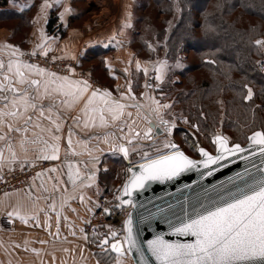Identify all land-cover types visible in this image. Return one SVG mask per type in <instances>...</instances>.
I'll return each instance as SVG.
<instances>
[{
	"label": "snow or ice",
	"instance_id": "obj_1",
	"mask_svg": "<svg viewBox=\"0 0 264 264\" xmlns=\"http://www.w3.org/2000/svg\"><path fill=\"white\" fill-rule=\"evenodd\" d=\"M45 7H51L48 0H44L41 5V11ZM68 11V9H65ZM41 38L44 39V33L41 31ZM115 37H113L114 39ZM255 45L264 48V39H256ZM5 47L12 49V56H16L19 49L13 48L11 45ZM37 47H43V44ZM151 47V45H149ZM47 54V50L44 51ZM22 55V54H21ZM35 55V53H32ZM75 58V57H73ZM214 62V61H210ZM137 69L140 68L137 61ZM22 69H27L28 73ZM163 65L156 69L157 80L162 79ZM0 71L4 72L3 80L0 81V101L3 102V107H0V141L4 142V148L0 149V173L5 167L11 172L13 165L20 161L19 166L23 170L27 163L29 166H34V161H54L60 158V144L58 141L62 139L61 133L63 127V116L58 110L57 99L59 100V108L65 110H75L81 104L84 105L82 112L89 115L92 121V126H95L96 115L99 113V126L108 127L110 123L115 124L124 115L126 107H142V105H126L112 97L110 91H101L99 88H93L87 79L79 80L72 79L69 76H59L56 73H47L52 77L50 80L41 82L39 79L30 78V74L44 76L45 70L36 65L23 63L19 60H9L5 64L0 60ZM72 75H75L74 69H69ZM126 71V70H125ZM147 73V69H145ZM247 94L244 100H252L253 91L248 85ZM43 89V91H42ZM129 91L131 89L129 88ZM97 96L103 101V107H90L95 104ZM44 99L52 100V103L44 105L38 103ZM135 99V97H133ZM156 105L155 111L159 117L160 108H170L171 105H161L159 101H153ZM55 112V115L53 113ZM109 114V118L105 113ZM129 117L132 113L127 114ZM71 119L79 123L80 117L73 116ZM160 124L165 126V131L171 133V128L168 127L169 121L159 117ZM47 121V124L44 123ZM134 122V121H133ZM85 127H89L87 122ZM119 131L123 133L119 137L115 133H108L104 137V142L108 143V137L112 136L115 139L123 141L119 145H112L113 151H119L125 159L129 157V151L135 152L137 145L134 140L141 138V133L135 131L131 125L125 128L121 126ZM153 128L150 126L143 134V139L151 140ZM14 134L19 136V148L23 152L21 159L14 147ZM251 145L259 146L261 154H264V131H253L248 137ZM72 129L68 130V148H72ZM217 145L218 155L212 156L203 148H199V153L205 159L196 161L190 159L180 151L178 146L171 141L164 144L165 149H169L167 153H161L160 149H156L157 155L153 158L149 152L145 151L141 154V159L145 162L140 164L139 170L134 167H128L127 173L130 175L125 181L122 193L125 196H131L135 189L143 188L148 181H164L178 176L181 172L190 168L196 167L197 163H202L205 167L210 164H215L219 160L224 159L227 155L245 151L239 143L229 147V139L226 136L217 135L214 139ZM31 148H35L36 154L32 159H29ZM7 150V157L5 156ZM73 154H76L73 152ZM93 169L99 163L98 157H92ZM131 164V161H129ZM68 172V181H70L75 189L77 181L84 187H90L95 180V170H89L82 178L79 169L76 172ZM87 167V165H85ZM49 172H57L59 169L52 167L47 169ZM37 176L42 173H37ZM0 175V179H3ZM54 179L53 192L60 191L59 184L64 181L59 178ZM85 180L88 183H85ZM40 187H43L41 185ZM47 191V189H44ZM67 191V189H64ZM31 195V193H29ZM75 197H65L62 200L61 207L67 203L69 199ZM40 199L36 197V201ZM81 203L84 202V196L79 197ZM116 199L120 200V204H130L131 200H122L119 196ZM36 201H33L35 207ZM99 207V205H96ZM53 212L57 213V236L59 232V212H57L55 203L50 205ZM22 205L17 204L12 211H8V217H17L23 223L28 224L27 215L22 214ZM74 211V210H73ZM91 211V209H89ZM108 212V208L103 209ZM36 221V226H39V217L33 215ZM67 219V217H65ZM50 227V225H49ZM172 234L184 237H191V240L186 242L165 240L162 235H157L153 239L147 241V250L151 253L157 264H264V176L260 178H251V182H245L243 187H237L235 191L228 190L221 195L217 200L210 205H201L193 215L182 219L178 224H169ZM84 232V229H81ZM124 232L126 233L123 240L116 239L117 232L111 231L110 235L114 242H111L110 248L112 252L117 253L118 257L131 252L135 249L141 254L142 264H147L143 259L142 248L134 236L132 219L129 218L124 222ZM74 234V233H73ZM84 239L88 236L85 233ZM44 243V241H40ZM109 239L105 237L100 240L99 245L104 251H107ZM127 245L125 250L124 245ZM35 251V249L33 250ZM68 251V249H64ZM119 264V260L117 261Z\"/></svg>",
	"mask_w": 264,
	"mask_h": 264
},
{
	"label": "crops",
	"instance_id": "obj_2",
	"mask_svg": "<svg viewBox=\"0 0 264 264\" xmlns=\"http://www.w3.org/2000/svg\"><path fill=\"white\" fill-rule=\"evenodd\" d=\"M49 4L51 5L52 1ZM49 8L47 7L46 11H41V18L44 23ZM59 20L62 24L66 23L64 15ZM2 31L0 30V60L5 64L9 60H19L25 63L22 58L29 50L37 49L41 52L47 50V54L77 60L75 75L73 76L71 73L70 78L72 79L84 80L82 77L77 76L78 73H82L84 77L86 75L85 79L89 80L87 77H90V80L96 84L89 82L93 88L110 91L113 98L126 105H139L141 101L147 104L151 101V99L147 101V98H144V81L141 79L139 82L134 76V73L136 74L140 69L145 74V69L149 65L146 64L147 62L140 61L128 44H125L123 30L111 28L90 38H75L70 35L60 38L46 34L45 27H41L40 24L39 28L36 29L34 23L30 33V43L25 50L10 44L8 38H6L7 33L4 30ZM41 31L44 33L43 40ZM113 37L115 38L113 39ZM41 44H43V47H37ZM6 45L19 49L17 55L12 56V49L5 47ZM137 61L140 64L139 69L136 66ZM22 70L28 73L27 69ZM47 73L44 76L30 74V78L39 79L43 84L44 81L52 79ZM138 74L141 76V72ZM3 76L4 72L0 71V81L3 80ZM129 88L131 91H129ZM38 103L48 105L52 103V100L44 99L38 101ZM57 105L64 118L63 127L59 134L62 139L58 141L60 144V158L54 161H34V164H47L44 169L38 172L42 175H35L19 190L0 196V264H94L96 261L95 256L87 249V241L84 239L81 228L91 211L95 209L99 197L103 195L100 190L105 188L106 183L109 185L110 181H115V172L113 173L110 169V164L114 163L113 155L118 153L123 157V154L119 151L112 150L113 144L119 145L123 141L109 136V142L105 143L104 137L108 133H115V136L119 137L123 134L119 131L121 126L125 128L126 133L127 126L132 124V116L129 117L127 114L132 113L133 109L132 107H126L124 115L119 121L115 124L110 123L108 127H101L99 126V113L94 114L97 119L95 126H92V121L89 119L91 114L86 115L80 110L84 107L83 104L75 110H65L59 108V100L57 99ZM0 107H3L2 101H0ZM90 107H103V101L97 96L95 104ZM53 115H55V112ZM73 116L80 117L79 123L71 119ZM105 116L110 119L107 112ZM85 122L89 124V127L84 126ZM44 123L47 124V121H44ZM69 127L72 129L73 143L71 149L68 148L67 144ZM18 140L19 136L14 134L15 151L23 159L24 154L18 143H15ZM3 148L4 142L0 141V149ZM73 152L76 154H73ZM35 154V148H31L29 159L31 160ZM7 155L5 149V156L7 157ZM93 156L98 157L99 160V163L95 165V169H93ZM19 163L20 161H17L13 168L20 167ZM69 165L72 166L71 171L73 173L78 168L82 178L89 170H95V180L91 183V186L84 187L77 181V187L74 189L72 183L68 181ZM24 166L29 165L26 163ZM52 167H56L59 171H47ZM4 169L8 168L5 167ZM50 177L64 181V183L58 185L60 191L53 192L55 180L50 179ZM85 183H88V181L85 180ZM41 185L43 187H40ZM44 189H47V191H44ZM64 189H67V191H64ZM81 194L84 196L83 203L79 199ZM37 196L40 197L38 201H36ZM65 197L75 198L69 199L61 207L62 200ZM33 201H36L35 207ZM53 203H55L57 212H59L58 236L57 213L50 208ZM17 204L22 205L21 211L22 214L27 215L28 224L23 223L17 217H8L7 212L12 211ZM33 215L39 217V226H36V221L32 218ZM40 241H44V243ZM34 249L35 251H33ZM64 249H68V251H64ZM121 258L122 256H117L115 259Z\"/></svg>",
	"mask_w": 264,
	"mask_h": 264
},
{
	"label": "trees",
	"instance_id": "obj_3",
	"mask_svg": "<svg viewBox=\"0 0 264 264\" xmlns=\"http://www.w3.org/2000/svg\"><path fill=\"white\" fill-rule=\"evenodd\" d=\"M51 1L45 31L61 38L65 29L59 24L58 11L65 0H48ZM82 1H65L70 3L71 15L66 28L85 14L76 12L75 4ZM42 3L44 0H30L27 7H21L16 0H0V28L10 31L8 40L14 46L28 44L33 18ZM133 3V30L125 44L140 61L151 63L157 59L155 49L149 47L155 44L158 52L163 49L165 53L169 74L185 79L195 71L205 73L200 80L193 76L173 84L169 78L166 86L153 87V96L162 92L165 97L175 94L171 108L179 106L178 112H185L192 129L203 137L210 138L221 123L223 135L228 131L234 138H229L230 144L243 145L253 131H264L261 113L264 112V74L256 66L262 53L254 43L257 38L264 39V0H133ZM14 4L19 8H13ZM160 14L169 17L176 14L169 33L164 28L170 20L157 23ZM187 51L193 54L191 59L188 54L185 60L178 59L179 54ZM174 63L179 67H174ZM136 74L137 81H145L142 69ZM244 85L254 93L250 101L244 100L247 93ZM258 104L260 109H253ZM164 114L168 116L169 111ZM222 115L225 118L220 123ZM212 140L211 137V146Z\"/></svg>",
	"mask_w": 264,
	"mask_h": 264
},
{
	"label": "rangeland",
	"instance_id": "obj_4",
	"mask_svg": "<svg viewBox=\"0 0 264 264\" xmlns=\"http://www.w3.org/2000/svg\"><path fill=\"white\" fill-rule=\"evenodd\" d=\"M18 2V4L21 7H27L30 3V0H16ZM65 1H69V0H65ZM63 4L60 5L59 11H58V16L59 18L62 17L64 15L65 17V24H62L61 20H59V24L61 25V27L63 29H65V35L63 37H66L68 35L75 37V38H90L92 36H94L95 34L108 30V29H120L123 30L124 33V38L130 39L131 36V31L133 29H131L132 23H133V17L134 15H132V9H133V0H83L81 3H76L75 7H76V12L79 14L80 11H82L83 13L85 12V14L77 19L74 20L73 23L70 25L69 28H66V25L69 23V18H70V3L65 2ZM66 3V4H65ZM43 4V3H42ZM41 4V5H42ZM19 5H12L13 8H19ZM41 5L38 8L37 12L35 13V16L33 18V26L35 23V28L38 29L39 28V24L45 27V23L44 20L41 18L42 17V12H41ZM65 9H68V11H65ZM47 7L44 8L43 11H46ZM38 14V15H37ZM77 14V15H78ZM44 15V13H43ZM158 20L157 23L159 21H167L170 20L169 25H167L164 29L166 30L167 33L170 32L171 28H172V23L176 17V14L171 15L170 17L165 15V14H160L158 16ZM62 19V18H61ZM10 24H5L4 26H9ZM32 26V27H33ZM1 27V25H0ZM69 29V30H68ZM0 30H4L7 34H6V38L9 39V35H10V31L8 29H4V28H0ZM32 32V28L29 31V41L28 44L24 47H20V48H24L27 49L26 47L29 46L30 43V33ZM3 33V31H2ZM48 34V33H46ZM49 35V34H48ZM49 36H53V37H59L58 34H53V35H49ZM49 38V37H48ZM62 38V37H61ZM257 39H261V38H257ZM10 43V42H9ZM13 44V43H10ZM151 47H153V49H155L156 54H157V59H155L154 61H152L151 63L153 64H149L146 63L148 66L147 68V73H145L144 77L145 79L147 77H151L152 81H153V87H159V86H166L167 85V79L171 78V82L173 83H177V82H181L183 80L186 81V79L188 77H193L196 76L194 78H197L198 80H200L199 78L201 77V74H204L203 72L200 71H195L194 75H187L185 79H182L180 76L178 75H173V74H169L168 71V64L166 62L165 59V53L162 49V52H158L156 50V45H152ZM262 55L260 56V58L258 60H256V66L258 71L261 74H264V69L260 68V63L261 61L264 59V48H259ZM26 53V52H25ZM32 53H35V55H32ZM44 52L38 51L37 49L35 50H29L27 51L26 54H24L22 60L27 63V64H32V65H36L39 68H42L45 70V73H52L53 71L51 69L47 68V64H51L52 62L56 61H63V64H67L68 61L70 60L69 58H59L56 56H53L51 54H43ZM187 54L189 55L190 59L192 57L193 54H191V51H187V52H182L181 54L178 55V59H180L181 61L185 60ZM58 60V61H57ZM73 60V59H72ZM75 60V59H74ZM73 60V61H74ZM74 65L76 69L77 67V60L74 61ZM155 62V63H154ZM161 65H163V69L161 72L162 75V79L161 80H157L156 76H157V72L156 69L159 68ZM177 66L179 67V64L174 63V67L177 68ZM74 67V66H73ZM73 69V68H72ZM59 71V70H57ZM54 72L59 76H69L71 77V72L69 71V74L67 73H63L60 74V72ZM89 75V74H88ZM136 74L134 73V76ZM77 76L82 77L83 79L86 78V75L84 77V75L82 73H78ZM90 76V75H89ZM172 76V77H171ZM143 77V78H144ZM89 78V82H91L92 84L96 85L95 83H93V81L90 80ZM167 92V91H166ZM164 90V93H166ZM247 94V93H246ZM207 97L210 99V95H207ZM253 97H254V93H253ZM144 98H147V101L149 99H151V101L147 104L142 103V101L139 103V105H142V107L138 108V107H132L133 112H132V124L131 127L135 130V131H139L141 133V137H143L144 131H146V129H148V126L146 124V120H151L152 122H154L155 124H157V127H159L163 132L157 137L152 139L151 141H148L146 139L140 140V138L134 140V144L137 145V150L135 152L133 151H129V157L128 159H125L123 157L120 156V154L115 153L113 155V159H114V163L110 164V169L111 171L114 173L115 172V181H110V185L108 188H105L103 190H100V193L105 194L106 192H110L114 189H117L121 183V174L122 171L125 169V167H127V163H129V161H131V163L133 162H137L141 159V154L145 151L149 152L150 156H156L157 152L156 149H160L161 153H166L168 151H170L169 149H165L164 148V144L168 141H171L172 143L176 144L178 147L182 148L188 155L195 157V153L191 152L189 150V148L187 146H185L182 143V134L183 132L187 130L191 131V136L193 138L194 142L200 143V146L204 147L205 149L209 150L210 152H213L214 150V146H213V142H212V146L210 144V138L216 135H223V129H222V123L221 120L223 119V115L220 119V126L216 127L214 130V133H212V136L210 135V138L208 137H203V134H198L197 132H195L192 127L190 126V123L187 120V117L185 116L186 113L185 112H178L179 110V106L175 105L174 108L172 107V101L175 98V94H167V96L165 97L163 92L157 96H150L148 97L147 95H145ZM153 101H159L161 105L164 104H168L171 105V109L170 108H160L159 110V117H162L164 120L169 121L168 127L171 128V133L169 134L167 131H165V126L160 124V120L159 117L155 111L156 105L153 103ZM260 104H258L257 106H255L253 109H260ZM237 109L243 111V109H241V107L239 105L236 104ZM143 108V109H142ZM243 108V107H242ZM252 109V110H253ZM138 110V111H137ZM251 110V113H252ZM169 111L168 116L165 115L164 113ZM262 115L264 116V112H261ZM171 117V118H170ZM225 118V117H224ZM253 118V116L251 117ZM134 121V122H133ZM135 123L138 125L137 127L134 126ZM161 126H163L164 128H162ZM223 126H224V121H223ZM247 127V126H245ZM242 127V128H245ZM127 130V129H126ZM228 131H226L225 135L226 137H228V139L231 138L234 140V138L227 133ZM239 138L236 139L239 140ZM145 141V142H144ZM213 141V140H212ZM111 172V173H112ZM117 256H112L109 253V250L107 251H103L101 253H97L95 258L96 260H103L105 264H117V261L119 260V264H133L131 258L128 255L122 256L121 259H115ZM94 261V259H93ZM96 263V261H95ZM94 263V264H95Z\"/></svg>",
	"mask_w": 264,
	"mask_h": 264
},
{
	"label": "water",
	"instance_id": "obj_5",
	"mask_svg": "<svg viewBox=\"0 0 264 264\" xmlns=\"http://www.w3.org/2000/svg\"><path fill=\"white\" fill-rule=\"evenodd\" d=\"M146 124L148 128L151 126L156 134L161 133L151 120H146ZM134 126L138 125L135 123ZM251 134L247 136L245 144L241 145L245 151L227 155L224 159L207 167L202 163H197L196 167L183 171L171 179L148 181L143 188L133 190L130 197L122 193L123 185L128 178L123 182L119 197L122 200H131L130 204H121L130 207L124 222L129 216L131 217L134 236L142 248L143 259L147 261V264H157L155 257L147 250V241L155 236L162 235L165 240H179L180 242L192 239L172 234L170 223L178 224L180 220L193 215L201 205H210L228 190L235 191L237 187H243L246 181L251 182V178L258 179L264 176V154H261L259 146L250 144L248 137ZM232 145L234 144L229 143V147ZM203 149L212 156L218 155L215 143L213 152ZM184 154L196 161L205 159L200 155L199 149L195 157L185 152ZM144 162V160L133 162L129 164V167H134L138 171L140 164ZM125 234L124 232V236ZM108 239L110 241L109 252L118 256L110 248L111 242L114 241L110 237ZM127 247L125 244V250ZM125 255L131 258L133 264H142L141 254L135 249L131 252L126 251L122 256Z\"/></svg>",
	"mask_w": 264,
	"mask_h": 264
},
{
	"label": "built area",
	"instance_id": "obj_6",
	"mask_svg": "<svg viewBox=\"0 0 264 264\" xmlns=\"http://www.w3.org/2000/svg\"><path fill=\"white\" fill-rule=\"evenodd\" d=\"M257 46V45H255ZM258 47V46H257ZM260 48V47H259ZM58 61V60H57ZM74 61L70 59L67 64H63V61H54L51 64H47V68L51 69L53 72H60L69 74V69H74ZM74 66V67H73ZM260 68L264 69V59L260 63ZM144 93L150 97L153 95V81L149 76L145 80ZM182 143L187 146L192 152H196L201 146L200 143L194 142L191 136V131L187 130L182 134ZM179 150L182 148L178 147ZM47 166L46 163H36L34 166H24L23 170L20 167H14L13 171L8 169H3L0 175H3V179H0V196L4 194H9L14 191H17L24 187L28 181H30L39 171L44 169ZM122 171L121 174V183L117 189L108 191L99 197L97 204L99 207H95L93 211L89 214L87 220L82 225L81 229H84L82 232L83 236L85 233L88 236L86 240L87 249L96 256L97 253H101L104 250L98 246L100 240L105 237L111 238V231L117 232L116 239L123 240L124 231H123V222L127 217L130 207L122 206L120 200L116 199L119 196V190L122 183L128 178L127 168ZM108 208V212H104L103 209ZM113 241V240H112ZM95 264H105L103 260H96Z\"/></svg>",
	"mask_w": 264,
	"mask_h": 264
}]
</instances>
